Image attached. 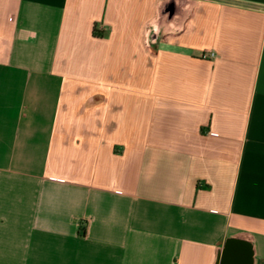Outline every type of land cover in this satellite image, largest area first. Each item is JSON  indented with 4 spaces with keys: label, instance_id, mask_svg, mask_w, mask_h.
<instances>
[{
    "label": "crops",
    "instance_id": "1",
    "mask_svg": "<svg viewBox=\"0 0 264 264\" xmlns=\"http://www.w3.org/2000/svg\"><path fill=\"white\" fill-rule=\"evenodd\" d=\"M0 264H264V0H0Z\"/></svg>",
    "mask_w": 264,
    "mask_h": 264
},
{
    "label": "built area",
    "instance_id": "2",
    "mask_svg": "<svg viewBox=\"0 0 264 264\" xmlns=\"http://www.w3.org/2000/svg\"><path fill=\"white\" fill-rule=\"evenodd\" d=\"M206 57L214 58L215 57V54L214 53H211V54L207 55Z\"/></svg>",
    "mask_w": 264,
    "mask_h": 264
}]
</instances>
